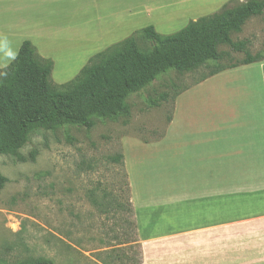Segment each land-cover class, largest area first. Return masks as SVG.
<instances>
[{
  "label": "rangeland",
  "instance_id": "374dc122",
  "mask_svg": "<svg viewBox=\"0 0 264 264\" xmlns=\"http://www.w3.org/2000/svg\"><path fill=\"white\" fill-rule=\"evenodd\" d=\"M221 1L0 0V62L6 63L13 52L18 53L22 40L35 39L45 53L56 54V60H51L65 72L63 77H68L80 61L76 39L89 34L88 20L101 11H105L103 31H121L114 34L115 38L143 24L147 6L155 9L176 2L165 12L196 14L198 6ZM124 4H135L136 13L142 12L132 16L122 9ZM232 40L247 42L253 55L264 54V15L250 19ZM139 46L147 48L143 42ZM89 50L86 47L83 52ZM219 50L223 59L217 64L210 63V67L194 73L170 71L129 97L130 112L126 115L114 120L96 118L89 131L77 126L40 130L20 151L26 162L0 156V173L7 179L0 192V263L46 258L54 264H142L141 247L135 243L137 228L135 234L126 160L133 161L142 148L148 153L147 145L165 140L174 98L194 87L216 66L229 67L245 59V53L235 52L229 45ZM251 168L255 173L248 182L241 176L225 180L224 192L264 191V166ZM245 169L234 167L240 172ZM258 207L249 201L246 213L257 212ZM239 234V264H245L247 231ZM257 234L262 237L263 232L257 231L256 238ZM249 254L256 261L262 259L264 247H249Z\"/></svg>",
  "mask_w": 264,
  "mask_h": 264
},
{
  "label": "crops",
  "instance_id": "0c3cea01",
  "mask_svg": "<svg viewBox=\"0 0 264 264\" xmlns=\"http://www.w3.org/2000/svg\"><path fill=\"white\" fill-rule=\"evenodd\" d=\"M230 1L198 6L196 14L165 12L176 2L147 6L144 23L115 38L121 31L104 32L101 11L88 20L89 34L76 39L77 68L63 77L65 72L54 63L52 80L69 83L93 56L139 30L152 26L158 34L172 35ZM122 9L132 16L142 12L136 13L135 4ZM25 41L43 58L57 57L45 53L35 39L22 40L19 51ZM86 47L90 50L83 52ZM18 53L0 62V68L8 67ZM147 146L148 153L141 145L143 152L126 160L142 264H239L240 231H247L245 264H264V256L256 261L249 254V247H264V191L224 192L225 180L241 176L248 182L255 173L251 167L264 166V61L226 70L178 95L165 140ZM238 166L245 171L234 170ZM249 201L259 206L257 212L246 213ZM257 231L262 237L256 238Z\"/></svg>",
  "mask_w": 264,
  "mask_h": 264
},
{
  "label": "trees",
  "instance_id": "16d2710c",
  "mask_svg": "<svg viewBox=\"0 0 264 264\" xmlns=\"http://www.w3.org/2000/svg\"><path fill=\"white\" fill-rule=\"evenodd\" d=\"M237 1L231 0L218 12L190 21L172 35L158 34L152 26L139 30L93 56L64 85L52 80L54 62L40 56L36 47L25 41L15 60L0 68V156L26 162L20 151L40 130L77 126L89 131L96 118L114 120L126 115L130 112L129 97L170 71L194 73L210 67V63L217 64L223 59L219 49L224 45L245 53V59L229 67L218 65L199 82L238 66L263 62L264 54H251L247 42L235 43L232 35L241 33L250 19L264 15V0ZM235 2L239 4L234 6ZM141 42L147 48L142 49ZM35 156L33 153L32 160ZM6 183L0 173V192ZM16 264L54 263L38 258Z\"/></svg>",
  "mask_w": 264,
  "mask_h": 264
}]
</instances>
